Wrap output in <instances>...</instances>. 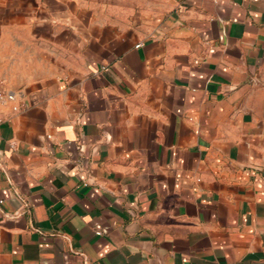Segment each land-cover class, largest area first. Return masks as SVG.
Segmentation results:
<instances>
[{"label": "crops", "instance_id": "obj_1", "mask_svg": "<svg viewBox=\"0 0 264 264\" xmlns=\"http://www.w3.org/2000/svg\"><path fill=\"white\" fill-rule=\"evenodd\" d=\"M0 264H264V0H0Z\"/></svg>", "mask_w": 264, "mask_h": 264}, {"label": "built area", "instance_id": "obj_2", "mask_svg": "<svg viewBox=\"0 0 264 264\" xmlns=\"http://www.w3.org/2000/svg\"><path fill=\"white\" fill-rule=\"evenodd\" d=\"M5 106H10V109L13 112H18L21 110V106L17 102L16 94L11 90H8L0 82V124L4 122L3 108Z\"/></svg>", "mask_w": 264, "mask_h": 264}]
</instances>
